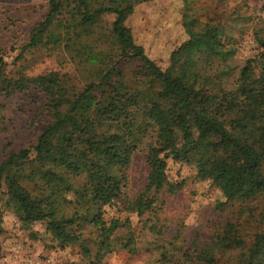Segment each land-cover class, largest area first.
<instances>
[{"label":"rangeland","instance_id":"rangeland-1","mask_svg":"<svg viewBox=\"0 0 264 264\" xmlns=\"http://www.w3.org/2000/svg\"><path fill=\"white\" fill-rule=\"evenodd\" d=\"M85 1L89 10L133 6L126 25L136 44L144 47L162 69L169 67L172 52L189 39V26L199 30L209 23L223 29L222 39L233 54L209 60L197 54L191 59L202 78L228 90L235 89L234 82L245 61L261 51L254 26L264 20V0ZM73 8V4L67 6L42 42L31 46L33 30L49 12V0H0V87L4 79L55 74L66 90L80 91L90 83H99L103 71L113 67L112 83L121 82L129 90L145 92L136 117L137 126L145 130L137 133L126 184L121 197L102 212L107 224H121L112 237L111 252L102 251L103 263L158 264L166 255L164 264H248L255 235L264 233V191L251 188L247 176L241 188L226 199L214 183L196 177L193 164L169 161V180L180 187L174 194L163 191L156 195L159 205L155 209L143 214L132 212L130 204L148 183L147 155L155 132L146 116L147 96L159 85L150 82L139 61H120L119 47L110 33L113 15L106 14L93 26L81 28ZM44 104L43 94L35 89L15 93L0 90V163L10 154L36 144L49 121ZM98 133L99 129L92 131V135ZM236 139L252 145L240 133H236ZM50 168L31 162L22 172L24 183L31 190L50 192L52 188L39 173ZM69 182L76 189L62 200L66 212L73 214L75 208L82 213L88 211L91 198L82 188L85 178H71ZM0 196V264H90L95 260L100 232L93 225L84 223L82 240L63 245L45 223L22 224L6 206L8 197ZM236 239L242 241L241 246L232 245ZM260 256L256 264H264V255Z\"/></svg>","mask_w":264,"mask_h":264},{"label":"trees","instance_id":"trees-1","mask_svg":"<svg viewBox=\"0 0 264 264\" xmlns=\"http://www.w3.org/2000/svg\"><path fill=\"white\" fill-rule=\"evenodd\" d=\"M70 4L74 5L81 28L93 26L106 14L113 15L110 33L119 47L120 61H139L150 82L159 85L147 96L146 116L155 132L147 155L148 183L130 204L132 212L143 214L155 209L159 205L156 195L163 191L174 194L180 187L169 180V161L193 164L196 177L214 183L226 199L241 188L246 176L251 188L264 191L263 19L254 26L261 51L245 61L234 82L235 89L228 90L202 78L191 59L197 54L204 55V60L233 54V50L226 49L223 29L209 23L199 30L189 26V39L172 52L169 67L162 69L148 57L144 47L136 44L126 25L134 12L131 5L89 10L85 0H49V12L33 30L31 46L42 42ZM113 70L103 71L99 83H90L80 91L66 90L55 74L4 79L0 87L5 93L39 91L45 98L44 110L49 118L34 146L14 152L0 163V193L8 197L6 206L22 224L45 223L63 245L81 241L83 224L93 225L100 232L99 249L90 264H104L102 251L111 252L112 237L121 224H107L103 208L121 197L136 150L137 133L145 130L136 124L145 92L129 90L121 82L112 83ZM94 129L100 133L92 135ZM236 133L252 145L241 144ZM31 162L59 168L39 172L47 187L52 188L50 192L31 190L24 183L22 172ZM81 176L85 178L82 188L90 194L91 208L84 213L75 208L73 214H68L62 200L76 188L66 182ZM2 230L0 225V235ZM232 245L239 247L242 241L236 239ZM85 251L91 254L90 250ZM260 255H264V233L255 235L248 264H256ZM164 258L166 255L158 264H164Z\"/></svg>","mask_w":264,"mask_h":264}]
</instances>
